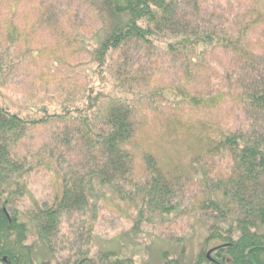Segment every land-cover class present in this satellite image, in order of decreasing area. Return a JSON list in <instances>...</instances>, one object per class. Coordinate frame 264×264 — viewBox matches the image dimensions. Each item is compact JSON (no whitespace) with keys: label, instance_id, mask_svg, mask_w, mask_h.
Segmentation results:
<instances>
[{"label":"rangeland","instance_id":"obj_1","mask_svg":"<svg viewBox=\"0 0 264 264\" xmlns=\"http://www.w3.org/2000/svg\"><path fill=\"white\" fill-rule=\"evenodd\" d=\"M195 1L197 9L191 3L184 6L185 18L200 31L231 40L240 36L251 52L249 59L217 46L208 49L197 64L187 65L180 53L170 54L165 43L169 39L161 38L150 47L130 42L118 48L108 60L111 67L99 73L87 49L100 26L91 7L75 0H0V46L13 59L0 80V104L18 113L35 115L44 105L57 112L62 104L83 106L92 88L93 93L104 95V101L92 110L94 120L100 119L111 97L126 98L136 108V130L127 146L134 158L131 178L142 184L149 177L142 157L145 152L167 175L179 177L171 200L175 209L162 216L145 207L143 216L152 222L143 220L137 231L132 229L137 215L134 203L121 201L108 187L100 188L91 235L87 234L91 208L64 214L51 239L53 253L35 243L33 236L28 240L34 244L36 262L71 264L82 250L93 258L99 251H113L134 264H166L168 260L194 264L200 251L210 258L207 252L216 242L205 239L211 217L217 215L200 205L208 199L206 182L225 175L231 159L221 152L204 157L197 167L191 159L205 154V146L197 141L204 128L225 132L247 129L252 122L240 100L255 74L251 68L264 69V0ZM11 28L19 37L8 45L5 37ZM188 70L191 75L185 81ZM176 86L217 104L183 103L174 95ZM64 126L60 120L31 126L16 146L17 155L30 167L24 176L26 194L17 201L20 210H31L35 202L52 205L60 197L64 172L83 162L74 142L67 146L59 141ZM137 201L140 205L142 197Z\"/></svg>","mask_w":264,"mask_h":264},{"label":"trees","instance_id":"obj_2","mask_svg":"<svg viewBox=\"0 0 264 264\" xmlns=\"http://www.w3.org/2000/svg\"><path fill=\"white\" fill-rule=\"evenodd\" d=\"M75 1L91 7L100 23L91 36L92 46L87 48L99 73L111 67L108 60L112 53L130 42L150 47L154 39L167 38L165 43L170 54L180 53L187 65L197 64L208 49L217 46L226 47L243 59H249L251 53L243 46L240 36L231 40L212 31H200L195 22L185 18L184 6L191 3L197 9L195 0ZM18 37L11 28L5 38L9 45ZM12 61L0 46V80ZM251 69L255 74L240 100L251 114L249 128L223 132L207 127L197 137L199 145L205 146V154H195L192 166L197 167L204 157L221 152L229 155L231 164L225 175L211 179L209 184L205 181L208 199L200 208L217 215L211 217L213 223L208 227L205 242L216 244L210 255L212 260L200 251L194 264H264V69ZM185 75L188 81L190 71ZM92 90L90 88L85 95L84 104H80L83 106L62 104L57 112L44 105L35 115L18 113L0 104V264H52L36 262L34 244L28 240L33 236L35 243H41L53 253L51 239L55 238L64 214L82 213L91 208L87 227V234L91 235L96 204L102 196L100 188L104 186L121 201L134 203L137 209L134 231L143 220L152 222L151 217L143 216L145 207L162 216L175 209L171 200L179 177L163 172L152 155L147 152L142 155L149 177L142 184L131 178L134 158L127 146L136 130L134 104L121 96L111 97L98 116L101 120H92L93 108L104 101L101 92ZM175 90V97L179 96V101L190 106L215 107L217 104L193 96L183 88L176 86ZM53 120L65 124L59 141L67 146L74 142L82 153L83 162L78 168L64 172L60 197L57 196L52 205L43 207L35 202L31 210L22 211L17 201L26 194L24 176L30 167L26 168L25 160L17 155L16 146L29 127ZM138 196L142 197L140 205ZM165 253L164 259L167 258ZM71 264L134 263L113 251H99L93 258L87 250H82ZM166 264L180 263L168 260Z\"/></svg>","mask_w":264,"mask_h":264},{"label":"water","instance_id":"obj_3","mask_svg":"<svg viewBox=\"0 0 264 264\" xmlns=\"http://www.w3.org/2000/svg\"><path fill=\"white\" fill-rule=\"evenodd\" d=\"M212 250H213V248H211L210 250H208L207 256H209V254L211 253Z\"/></svg>","mask_w":264,"mask_h":264},{"label":"flooded vegetation","instance_id":"obj_4","mask_svg":"<svg viewBox=\"0 0 264 264\" xmlns=\"http://www.w3.org/2000/svg\"><path fill=\"white\" fill-rule=\"evenodd\" d=\"M209 260H212V259L209 258Z\"/></svg>","mask_w":264,"mask_h":264}]
</instances>
